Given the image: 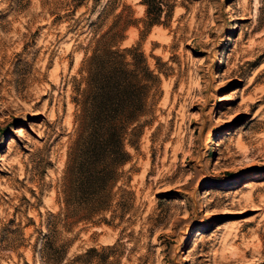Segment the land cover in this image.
Instances as JSON below:
<instances>
[{
	"label": "rangeland",
	"instance_id": "1",
	"mask_svg": "<svg viewBox=\"0 0 264 264\" xmlns=\"http://www.w3.org/2000/svg\"><path fill=\"white\" fill-rule=\"evenodd\" d=\"M139 1L0 0V264H264V0H175L153 25ZM122 5L160 82L110 208L69 227L73 85Z\"/></svg>",
	"mask_w": 264,
	"mask_h": 264
},
{
	"label": "trees",
	"instance_id": "2",
	"mask_svg": "<svg viewBox=\"0 0 264 264\" xmlns=\"http://www.w3.org/2000/svg\"><path fill=\"white\" fill-rule=\"evenodd\" d=\"M174 2L139 1L149 25L160 23ZM138 21L131 7L122 5L104 31L92 33L83 50L73 85L75 127L62 189L61 208L69 227L89 222L110 208L113 190L122 180V167L130 161L126 144L132 143L127 141V131L143 114L149 92L160 82L158 71L142 52L121 46L126 31ZM60 252L52 264H86L97 249L89 247L66 262Z\"/></svg>",
	"mask_w": 264,
	"mask_h": 264
}]
</instances>
